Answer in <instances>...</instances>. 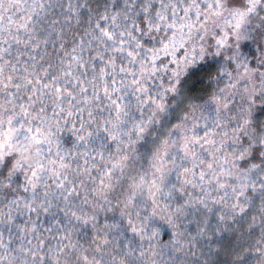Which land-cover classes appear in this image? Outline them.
<instances>
[{
	"label": "snow or ice",
	"instance_id": "1",
	"mask_svg": "<svg viewBox=\"0 0 264 264\" xmlns=\"http://www.w3.org/2000/svg\"><path fill=\"white\" fill-rule=\"evenodd\" d=\"M0 264H264V0H0Z\"/></svg>",
	"mask_w": 264,
	"mask_h": 264
}]
</instances>
